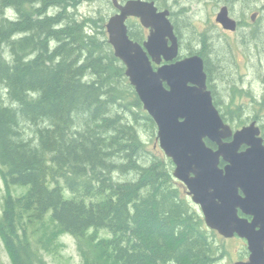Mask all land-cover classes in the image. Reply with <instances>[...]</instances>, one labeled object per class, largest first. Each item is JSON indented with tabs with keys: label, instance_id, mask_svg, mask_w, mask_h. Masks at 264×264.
<instances>
[{
	"label": "trees",
	"instance_id": "obj_1",
	"mask_svg": "<svg viewBox=\"0 0 264 264\" xmlns=\"http://www.w3.org/2000/svg\"><path fill=\"white\" fill-rule=\"evenodd\" d=\"M92 1L0 0V235L11 260L47 264L43 252L68 233L83 264H222L224 245L174 177L108 40L110 13L80 14Z\"/></svg>",
	"mask_w": 264,
	"mask_h": 264
},
{
	"label": "water",
	"instance_id": "obj_2",
	"mask_svg": "<svg viewBox=\"0 0 264 264\" xmlns=\"http://www.w3.org/2000/svg\"><path fill=\"white\" fill-rule=\"evenodd\" d=\"M112 2L117 11L106 22L108 40L157 125L159 146L174 163V177L185 185L209 228L247 240L249 259L233 264H264V155H254L252 148L238 153V147L248 142L247 128L236 132L232 143H223L231 131L214 105L204 58L199 54L178 58L169 11H158L154 0ZM129 16L139 17L150 28L143 44L130 37ZM216 21L225 29L236 28L226 5ZM206 139L217 143L218 150L208 147ZM239 210L253 219L240 217Z\"/></svg>",
	"mask_w": 264,
	"mask_h": 264
},
{
	"label": "flooded vegetation",
	"instance_id": "obj_3",
	"mask_svg": "<svg viewBox=\"0 0 264 264\" xmlns=\"http://www.w3.org/2000/svg\"><path fill=\"white\" fill-rule=\"evenodd\" d=\"M120 1L124 2L127 0ZM191 1L193 0H163V3H161L159 0H154L158 11H169L168 17L174 25V31L178 37L179 59L194 54H199L203 58L208 55L206 52L208 36L205 34L201 35L198 46L194 47L185 39V35L183 34V26L191 24L187 20L188 14L192 12L191 7L188 6ZM221 1L223 3L222 6H228L229 16L236 21V28L235 30L225 29L219 22H216L223 28V32L226 35L239 33L242 36L240 42L244 45L243 51L240 52L242 56L240 59L242 72H230L231 75L226 74V77H223L224 81L220 94L215 89L216 84L212 80L210 83L208 82V88L212 91L214 105L231 131V134L224 137L222 141L224 144L232 143L236 132L247 128L248 142H243L238 147V153H245L252 148L254 155H264V39H251L252 35L256 37L259 31L264 33L263 24H259V21H262L264 18V5L258 6V0ZM237 6L240 7V11L236 10ZM115 12L116 10L113 14ZM126 23L130 37L143 44L151 32L150 28L143 26L140 18L136 16H129ZM246 32H250V39H246V36H244L247 34ZM204 39L206 43H204ZM184 48L185 51L183 52ZM233 53L236 55L234 48ZM206 144L212 150H218L219 148L217 143L209 139H206ZM220 165L224 166L225 162L222 161ZM238 194L244 195L241 189H239ZM261 196L264 198V194H261ZM238 213L240 217H246L248 220L253 219V216L244 214L241 210ZM261 217L264 220V209L262 210ZM262 228V224L257 226L258 230ZM209 229L215 231L219 238H238L243 240L246 247L242 258L239 260L249 259L250 252L245 238L238 234L225 237L217 230Z\"/></svg>",
	"mask_w": 264,
	"mask_h": 264
},
{
	"label": "rangeland",
	"instance_id": "obj_4",
	"mask_svg": "<svg viewBox=\"0 0 264 264\" xmlns=\"http://www.w3.org/2000/svg\"><path fill=\"white\" fill-rule=\"evenodd\" d=\"M159 1L163 3V0ZM222 4V1L219 0L191 1L188 6L191 7L192 12H190L187 17L188 22L191 24L188 26L184 25L182 28L185 39L194 47L198 46L201 35L205 34L208 36L209 43L214 49V54H211L212 65L214 66L211 70L212 73L208 72V82L210 83L212 80L216 84L215 89L218 91V94L221 92L224 81L223 77H226V74H230V72H242L243 69L240 61L242 56L240 52L244 49V45L240 42L242 36L239 33L226 35L223 32V28L216 22V16ZM257 4L258 6L264 5V0H258ZM79 10L80 14L83 15H97L98 13L105 14L108 12L111 15L114 12V7L109 3H104L102 0H94L81 4ZM236 10L240 11V7L237 6ZM259 24H263L264 28V18L262 21H259ZM244 36H246V39H250V32ZM251 39H264V33L259 31L257 36L254 37L252 35ZM233 48L236 51V55L233 53ZM184 51L185 48L183 52ZM157 142L159 145L158 139ZM149 148H151L150 145ZM28 188V186H12L11 191L17 196L27 192ZM7 193L4 177L0 171V214L3 208L4 197ZM102 235L104 236L105 233L101 232L98 236ZM57 236L58 240H55L56 250L54 252H43L47 264H83L84 256L82 254L83 248L80 240L68 233H57ZM218 241L224 245L225 249L222 264H233L243 255L246 247L243 240L238 238L223 239L218 237ZM83 244H85V240H83ZM0 264H13L1 235Z\"/></svg>",
	"mask_w": 264,
	"mask_h": 264
},
{
	"label": "bare ground",
	"instance_id": "obj_5",
	"mask_svg": "<svg viewBox=\"0 0 264 264\" xmlns=\"http://www.w3.org/2000/svg\"><path fill=\"white\" fill-rule=\"evenodd\" d=\"M74 1V0H73ZM53 13V12H52Z\"/></svg>",
	"mask_w": 264,
	"mask_h": 264
}]
</instances>
